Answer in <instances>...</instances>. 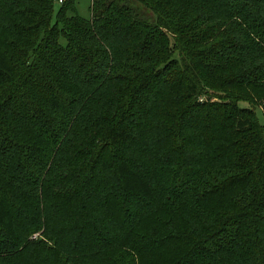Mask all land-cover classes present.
Here are the masks:
<instances>
[{
	"label": "trees",
	"instance_id": "1",
	"mask_svg": "<svg viewBox=\"0 0 264 264\" xmlns=\"http://www.w3.org/2000/svg\"><path fill=\"white\" fill-rule=\"evenodd\" d=\"M58 2L0 0V264H264V0Z\"/></svg>",
	"mask_w": 264,
	"mask_h": 264
},
{
	"label": "rangeland",
	"instance_id": "2",
	"mask_svg": "<svg viewBox=\"0 0 264 264\" xmlns=\"http://www.w3.org/2000/svg\"><path fill=\"white\" fill-rule=\"evenodd\" d=\"M75 7H76L77 14L80 17L85 18V19H91V17H92V0H75ZM59 8H60V3L58 2L55 6L56 13L59 10ZM62 44L66 45L64 40L62 41ZM176 57H178V55H176ZM215 100L216 99H214V101ZM239 106L242 108H249V109L252 108L251 105H249V103H247V102H240ZM256 112H257L260 123L264 125V115L262 114L263 113V107L257 108ZM155 159H156V157H155ZM37 237H38V235H36L34 238H37Z\"/></svg>",
	"mask_w": 264,
	"mask_h": 264
},
{
	"label": "built area",
	"instance_id": "3",
	"mask_svg": "<svg viewBox=\"0 0 264 264\" xmlns=\"http://www.w3.org/2000/svg\"><path fill=\"white\" fill-rule=\"evenodd\" d=\"M65 0H59V3L62 4Z\"/></svg>",
	"mask_w": 264,
	"mask_h": 264
}]
</instances>
